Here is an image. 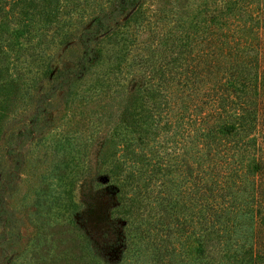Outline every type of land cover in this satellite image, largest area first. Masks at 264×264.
<instances>
[{
    "label": "trees",
    "instance_id": "trees-1",
    "mask_svg": "<svg viewBox=\"0 0 264 264\" xmlns=\"http://www.w3.org/2000/svg\"><path fill=\"white\" fill-rule=\"evenodd\" d=\"M142 3L0 0V264H264V0H206L211 18L155 47L134 32L145 29ZM180 3L181 22L191 2ZM72 45L75 58L53 74V51ZM58 91L65 104L110 94L93 177L89 161L80 166L90 157L80 139L92 136L45 146ZM26 108L27 122L15 120ZM8 123L18 127L7 135ZM33 144L52 166L18 207L22 230L10 202ZM82 174L110 189V210L83 212Z\"/></svg>",
    "mask_w": 264,
    "mask_h": 264
},
{
    "label": "rangeland",
    "instance_id": "rangeland-1",
    "mask_svg": "<svg viewBox=\"0 0 264 264\" xmlns=\"http://www.w3.org/2000/svg\"><path fill=\"white\" fill-rule=\"evenodd\" d=\"M98 1L103 4L107 0ZM190 2L191 4H189V7L187 8V13L183 14L182 21L180 22L178 21L179 13H177V10L180 9V0H143L142 4L146 19L145 29L141 31L134 30V32H139L136 34V37L138 38L137 41L141 45L155 47L162 36L168 32H174L176 30L182 29L183 27L187 30L190 26H195L196 24L201 25L202 22L206 21V19L212 17L211 3L209 5H203L206 0H190ZM134 8L135 7H132L127 14H122L119 16L117 20L124 22L125 20L129 19L130 13L134 10ZM86 22H88V20H86ZM136 50L139 52L137 47ZM133 51L134 49H132V52ZM53 52V74H55L59 68L64 67L65 63H67V65L71 64V60H73L78 53L73 45L70 47L61 46L58 49H55ZM130 78L126 82V87L128 90L126 91L127 93H125L127 94V99L129 101L132 100L131 98H133L134 95L132 88L134 81L130 82ZM49 85L50 83L44 79L41 89L48 90ZM60 94L61 92L58 91L57 99L51 101L52 105L49 107V109H51V113L49 115L52 118L49 120L47 123L48 125L46 126V131L48 134L45 136V139L47 140L45 146L50 144L51 137L59 138L61 135L78 133L76 135L80 137H86L85 140H88V137L92 136L94 141L90 143V145L84 144V140L80 139V142L83 143L82 145H84L82 146V150L80 149L81 153L84 150V152L90 155V157L88 156V160L84 158L81 159L80 166L83 167V163L87 164L89 161L91 171H93L91 177H93V175H95V169L99 166L98 163L100 160L98 158H103L102 152L106 151L107 148L105 146H109L108 135L112 130V125L110 123H103L105 118L100 120H98V118L101 117L104 106L109 102L110 94H101L99 97H95L92 100H87V102L76 101L75 103L73 102L69 104H65L63 101H61V99L58 101ZM28 108H26L25 111L19 110L16 113L17 117H14V119L17 121H22L23 119L25 122H27V118L30 115V113L27 112ZM6 118H11V114H7ZM98 121L100 122V128L98 127ZM6 125L7 135L9 132H11V130L18 127L13 125L11 126L9 123ZM34 144L25 147L26 155L24 156L22 171L23 174H20V177L18 178L16 183V192H12L13 199H11L10 202L11 208L13 207L17 209V215H15V218L18 221L24 223L22 230H24L27 225V221L25 219L26 208L23 207V209L20 210L18 207H20L24 197H26L27 200H33L34 196H32V191L34 186L37 185L36 181L39 180L41 174H43L48 168L52 166L49 149L44 150V146H42L43 144L38 147L34 146ZM1 148L4 149L3 146ZM108 154H110V151L107 152V155ZM1 156H4L3 152L1 153ZM3 161L7 165L11 163L9 159L4 157ZM70 176H72V174H70ZM98 178L100 179V177L95 176L93 178V180L96 179L95 182L91 181V183H89L90 180H88V178L85 179L82 174L74 188L75 201L82 205L81 207L85 214L89 207L96 210H110L112 205L116 203V199L113 201V199L109 198L107 195L110 189L106 187V191H102L105 185L99 184L100 180ZM101 178L104 180V177ZM108 217L111 218L110 214H108ZM108 223L110 228L116 225L119 226V222L114 223L113 221L108 220ZM113 231L116 232V237L120 234V229ZM26 232L28 236H31L34 233V229L29 227ZM110 232L111 231H107L108 234ZM110 235L111 238H115L114 233H110Z\"/></svg>",
    "mask_w": 264,
    "mask_h": 264
}]
</instances>
